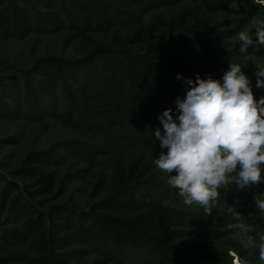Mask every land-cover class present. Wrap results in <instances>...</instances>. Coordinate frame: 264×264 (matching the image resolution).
I'll return each instance as SVG.
<instances>
[{
  "label": "rangeland",
  "instance_id": "rangeland-1",
  "mask_svg": "<svg viewBox=\"0 0 264 264\" xmlns=\"http://www.w3.org/2000/svg\"><path fill=\"white\" fill-rule=\"evenodd\" d=\"M135 1L0 0V264H236L237 259L261 264L264 213L256 199H264V165L258 185L241 189L230 183L219 189L207 215L196 204L185 205L155 164L160 154L143 137L156 129L163 135L160 120L142 124L141 133L103 107L106 100L86 98L81 84L98 81L108 70L105 62L113 57L93 53L117 30L130 32L193 10L209 20L207 32H187L184 42L165 38L168 46H157L152 54L150 66L171 90L165 104L184 100L185 80L195 81L197 74L222 83L230 62L247 64L242 71L258 101L264 88L256 87L255 73L256 65L264 66V46L250 47L245 60L236 35L245 29L254 33L255 23L264 20V4L218 0L211 7L216 0H168L174 3L164 2L146 16L144 1L140 8ZM230 32L235 36L228 38ZM106 131L112 139L129 137L124 148L109 151L119 144L105 140ZM31 158H42L44 165ZM131 167L147 182L121 199L155 200L168 208L174 241L164 255L101 225L116 202L118 173ZM41 171L56 175L50 193L39 183ZM249 236L253 244L245 248Z\"/></svg>",
  "mask_w": 264,
  "mask_h": 264
},
{
  "label": "clouds",
  "instance_id": "clouds-1",
  "mask_svg": "<svg viewBox=\"0 0 264 264\" xmlns=\"http://www.w3.org/2000/svg\"><path fill=\"white\" fill-rule=\"evenodd\" d=\"M256 2L264 4V0ZM236 39L240 53L249 60L250 47L264 46V20L255 23L254 33L245 29ZM244 66L247 64L230 62L222 83L211 77L202 79L199 74L195 81L186 79V98L176 102L180 123L174 122L172 110L167 109L159 116L164 134L160 129L154 132L161 148L168 149L155 159L156 166L168 174V185L178 189L185 205L196 204L207 215H211L213 202L220 198L219 189L230 183L244 189L258 185L262 179L264 97L255 99L250 79L242 71ZM256 67V87L264 88V66ZM256 207L264 213V199H256ZM230 211L234 219H241L234 208L230 207ZM252 244L253 237L249 236L244 247ZM259 260L264 264V236L260 237ZM236 264L246 262L237 259Z\"/></svg>",
  "mask_w": 264,
  "mask_h": 264
},
{
  "label": "trees",
  "instance_id": "trees-1",
  "mask_svg": "<svg viewBox=\"0 0 264 264\" xmlns=\"http://www.w3.org/2000/svg\"><path fill=\"white\" fill-rule=\"evenodd\" d=\"M158 1L138 0L135 2L137 8L142 6L141 2L146 4V7L141 10L142 14L146 16L160 10L166 2L169 5L174 3V1L169 2L168 0ZM217 3L218 0L212 1L209 5L215 7ZM208 25L209 20L204 14L187 10L179 14H171L166 22L160 21L154 25L146 24L126 33L117 30L113 34L114 39L108 45H99L96 52L93 53L113 58L112 62H105L108 66V72L104 71L98 76L96 79L98 81L86 80L84 84H81L86 98H99L100 102L106 100L103 107H110L119 116H124L141 133H143V130L145 131L142 124L150 123L153 120L159 121V116L167 109L172 110L173 120L177 121L180 111L173 101H167V104H165V100L168 99V93L171 90L162 85L163 82L155 74L153 67L150 66V61L153 58L152 54H154L157 46H168L165 38H175L177 41L184 42L189 40L184 36L187 32H195L198 36H201L204 32H207ZM164 28L166 30L161 31ZM234 36L235 33L230 32L227 37L232 38ZM161 38L164 39L161 40ZM147 47L153 52L147 51ZM122 56L123 58H120ZM125 83L129 88H125ZM164 105H166V109L161 112ZM106 133L109 134L107 131L102 133L105 136V140L115 141V143L119 144L116 147L111 146V148H108L110 149L109 151L120 149L122 146L124 148L129 138L125 137L123 140L112 139L110 136H106ZM91 136L96 135L91 133ZM149 136H144L143 138L146 139L147 145L153 151L159 154L168 152L167 148H161L160 141L155 138L153 133L149 134ZM137 142L138 140L135 141V143ZM103 148L106 149L105 146ZM31 160L37 163L38 167L44 165L42 158H31ZM37 178L45 193H50L55 189L57 183L55 173L41 171ZM145 182L147 180L141 176L139 169L135 167L120 171L114 182L115 187H113L116 202L109 206V215L105 216V218H99L101 225H104L108 231L123 233L131 241L148 246L155 253L164 255L172 247L174 241V232L170 224L168 208L155 200L148 201L145 199L139 201V199L136 200L132 197L126 201L121 199L122 195L127 197L132 191L144 185ZM106 221L110 225H107Z\"/></svg>",
  "mask_w": 264,
  "mask_h": 264
}]
</instances>
